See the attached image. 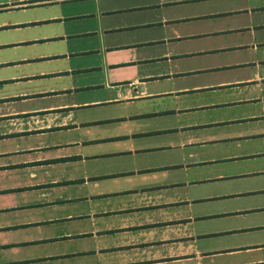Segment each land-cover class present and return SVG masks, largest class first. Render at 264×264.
<instances>
[{
    "label": "crops",
    "instance_id": "obj_1",
    "mask_svg": "<svg viewBox=\"0 0 264 264\" xmlns=\"http://www.w3.org/2000/svg\"><path fill=\"white\" fill-rule=\"evenodd\" d=\"M109 1L0 0V264H264V0ZM144 98L178 160L108 147L147 134L131 117L104 136L76 116ZM224 198L241 206L193 209ZM212 217L218 247L194 228Z\"/></svg>",
    "mask_w": 264,
    "mask_h": 264
},
{
    "label": "rangeland",
    "instance_id": "obj_2",
    "mask_svg": "<svg viewBox=\"0 0 264 264\" xmlns=\"http://www.w3.org/2000/svg\"><path fill=\"white\" fill-rule=\"evenodd\" d=\"M205 1H213V0H205ZM110 3L109 0H100V5L105 4L108 5ZM71 4V3H70ZM75 4V3H73ZM74 6V5H73ZM89 8V6H86ZM67 8V7H66ZM69 9V8H67ZM75 9H79V6ZM73 9V11H77ZM55 9H52L50 11V14L55 13ZM239 11L230 12L229 15H238ZM48 30V29H45ZM225 40V39H223ZM219 43L218 41H213V43ZM214 43V44H215ZM47 48L46 46H44ZM48 50L50 52L59 51V44L58 43H52L51 46H49ZM84 60H87L86 58ZM220 61H224V57L219 58ZM54 63V62H53ZM56 64H51L41 62L37 64V68L39 70L48 71L52 68H59L62 67L63 61L60 60L59 62H55ZM72 63V61H71ZM77 63V62H76ZM54 83V84H53ZM51 86H58L60 82H53L50 81L46 83L47 87ZM160 85V84H159ZM154 86L153 89H160V86ZM164 85V84H163ZM162 87V86H161ZM131 88V87H130ZM125 88V89H130ZM100 91H95V93L92 92H86V93H80L73 95L71 97L72 101L76 102H82V101H89L91 99H98L102 100L106 97L107 91H103L101 93H98ZM133 96L132 91L130 90V94L128 95L127 92H123L121 95L116 97V99L119 102H124L127 100H130ZM69 101V100H68ZM163 102L167 103L166 100H159L158 98H144L136 100L129 104H122L115 107H111L108 105H97V106H86L83 108H80L76 110V116L81 119L91 121H100L101 123L97 125L93 129V133L97 132L99 135L107 136L109 133H113L114 128L110 127L106 123H102L105 120L113 119V118H132V122L130 127H135L138 131L147 132V134L139 135L138 137H135L134 140H123L119 142L118 144L113 141L104 142L107 144L108 147H121L126 148L129 146H135V147H141L144 148H152L149 152H142L140 154H143L142 157H137L136 162L140 163H160L162 161H176L181 157V154L183 153L182 150L179 148H173L172 145H176L177 142V134L173 130V125L175 124L173 118L171 116L165 117L166 115L162 113H158V105L163 104ZM172 118V119H170ZM109 126V127H108ZM112 131H111V130ZM120 141V140H118ZM186 153V151H185ZM254 196V195H253ZM246 197V196H242ZM233 199L230 198H224L219 199L217 202L215 201H208V202H195L194 203V211L198 212V210H207V213L215 215L212 213L214 211V207L221 208V206H241L239 203V200L233 201ZM243 202L245 200L243 199ZM222 203V204H221ZM258 204H264V199H261V202H256ZM247 205V204H245ZM262 212V213H261ZM259 213V217L261 218V222L264 223V210ZM218 217H212V218H204L201 220H196V223L194 224V228H200V230L209 231L210 234L215 233L216 227L219 225H226L227 220L224 218H220V220H217ZM228 224V223H227ZM210 245L211 247H218L220 243L218 241L219 238L216 235H210ZM202 239V238H201ZM221 242V241H220Z\"/></svg>",
    "mask_w": 264,
    "mask_h": 264
}]
</instances>
